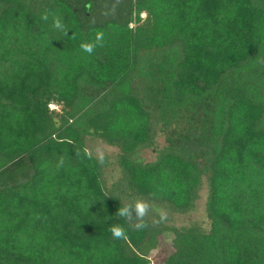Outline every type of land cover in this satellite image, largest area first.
<instances>
[{
  "label": "trees",
  "instance_id": "trees-1",
  "mask_svg": "<svg viewBox=\"0 0 264 264\" xmlns=\"http://www.w3.org/2000/svg\"><path fill=\"white\" fill-rule=\"evenodd\" d=\"M204 182L208 229L166 227ZM168 230L160 264H264V0H0V264H151Z\"/></svg>",
  "mask_w": 264,
  "mask_h": 264
},
{
  "label": "rangeland",
  "instance_id": "rangeland-1",
  "mask_svg": "<svg viewBox=\"0 0 264 264\" xmlns=\"http://www.w3.org/2000/svg\"><path fill=\"white\" fill-rule=\"evenodd\" d=\"M50 109L57 110L56 107L50 106ZM157 146L161 147L163 145V138L160 137L156 141ZM87 150L95 155L98 158L106 157L110 160L112 164L111 172L113 177L116 178L118 176V169L115 166V157L117 155V150L115 148L109 147L106 144L100 142L97 139H89L86 142ZM140 160L144 162H150L155 158V152L152 150H145L140 154ZM114 163V164H113ZM206 184L205 182L202 185L201 191L199 193V198L195 202L194 209L187 214L177 215L172 214L164 209L156 208L155 212L157 215L161 217V214L164 215V224L169 228H182V227H190L197 226L202 230L206 231L208 229V221L206 219L204 204L206 201ZM172 239V232L168 230L165 232L159 241V247L155 252L150 256L151 264H160L163 260L170 254V242Z\"/></svg>",
  "mask_w": 264,
  "mask_h": 264
},
{
  "label": "clouds",
  "instance_id": "clouds-1",
  "mask_svg": "<svg viewBox=\"0 0 264 264\" xmlns=\"http://www.w3.org/2000/svg\"><path fill=\"white\" fill-rule=\"evenodd\" d=\"M43 20H47L48 17L47 15H42L41 17ZM53 27L56 29V30H59L61 32H63L65 35L67 34V30L64 28L63 24L61 23V21L59 19L55 20L53 22ZM102 39V36L100 34H98L96 36V40L97 42H99L100 40ZM83 51L91 54L92 51H93V48L95 47L94 44L92 43H84L81 45ZM146 208H147V205L142 202V201H137L134 205V209L133 208H129L127 206L123 207V208H120L118 210V215L121 216V217H129L131 214H132V211L134 210L135 212V215L138 217V218H142L144 215H145V212H146ZM161 220L164 219V215L161 214ZM145 225L140 222V223H136L134 225V227L136 229H141L143 228ZM111 234L114 238H117V239H120V238H123L125 236V231L122 227H120L119 225H115L113 226L111 229Z\"/></svg>",
  "mask_w": 264,
  "mask_h": 264
}]
</instances>
